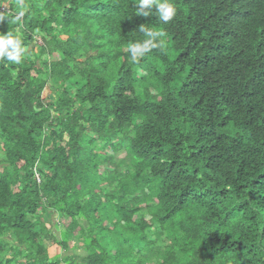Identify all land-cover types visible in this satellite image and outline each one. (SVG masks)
<instances>
[{"label": "trees", "instance_id": "16d2710c", "mask_svg": "<svg viewBox=\"0 0 264 264\" xmlns=\"http://www.w3.org/2000/svg\"><path fill=\"white\" fill-rule=\"evenodd\" d=\"M7 1L0 264H264V0ZM141 24L167 46L134 64Z\"/></svg>", "mask_w": 264, "mask_h": 264}, {"label": "clouds", "instance_id": "9594fccd", "mask_svg": "<svg viewBox=\"0 0 264 264\" xmlns=\"http://www.w3.org/2000/svg\"><path fill=\"white\" fill-rule=\"evenodd\" d=\"M27 7L25 0H17L18 11L15 15L17 21L24 17ZM134 7L135 15L145 18L154 15L163 25L173 21L178 13L175 0H134ZM6 18L8 19L7 15H0V22ZM139 31L143 34V39L132 41L127 46V53L134 64H138L141 58L146 57L153 50L163 51L167 46L165 31L146 27L143 24L139 26ZM24 53L25 48L20 35L14 34L12 31H0V63L7 62L18 65L22 63ZM71 241L78 242L74 237L71 238Z\"/></svg>", "mask_w": 264, "mask_h": 264}, {"label": "rangeland", "instance_id": "374dc122", "mask_svg": "<svg viewBox=\"0 0 264 264\" xmlns=\"http://www.w3.org/2000/svg\"><path fill=\"white\" fill-rule=\"evenodd\" d=\"M17 0H8L7 2H8V4H12V3H14V2H16ZM8 4H6V6H8ZM4 6V5H3ZM6 6H4V7H6ZM9 9V8H8ZM2 12H5V11H2ZM57 57L55 56V54L53 53V55H51L50 56V60H55ZM71 82H75L76 80L74 79V78H72L71 80H70ZM50 225H48L47 227H49ZM53 231H55V233L57 232L56 230H54L53 229ZM55 233H54V235H55ZM10 239L12 240V241H14L15 242V239H14V237H11L10 236ZM50 241H52V240H48V241H45V245L47 246V248L49 247H53V245L54 244H50ZM75 242V241H74ZM79 242V241H78ZM54 248H55V251H48L49 252V255L50 256H52V254H54V253H57V252H59L60 250L56 247V246H54ZM52 253V254H51Z\"/></svg>", "mask_w": 264, "mask_h": 264}, {"label": "crops", "instance_id": "0c3cea01", "mask_svg": "<svg viewBox=\"0 0 264 264\" xmlns=\"http://www.w3.org/2000/svg\"><path fill=\"white\" fill-rule=\"evenodd\" d=\"M50 244H54V245H53V247H50V248L48 247V248H47V252H48L49 250H50V251H55L54 246H56V247L60 250V251L57 252V253H54V254L51 253L52 256L49 255L50 257H54V256L58 255V254L61 252V249L58 247V245H56V244L53 243L52 241H50ZM71 245H72V244H71ZM48 254H49V252H48ZM81 254H82V253H81Z\"/></svg>", "mask_w": 264, "mask_h": 264}]
</instances>
